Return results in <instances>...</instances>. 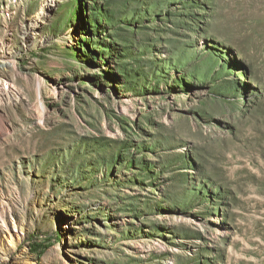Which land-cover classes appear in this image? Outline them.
<instances>
[{"label": "rangeland", "instance_id": "374dc122", "mask_svg": "<svg viewBox=\"0 0 264 264\" xmlns=\"http://www.w3.org/2000/svg\"><path fill=\"white\" fill-rule=\"evenodd\" d=\"M0 50V264H264V0H0Z\"/></svg>", "mask_w": 264, "mask_h": 264}, {"label": "bare ground", "instance_id": "6f19581e", "mask_svg": "<svg viewBox=\"0 0 264 264\" xmlns=\"http://www.w3.org/2000/svg\"><path fill=\"white\" fill-rule=\"evenodd\" d=\"M45 13L44 10L40 12V14ZM8 54L4 53L0 50V68L7 67L9 65V62H6L5 59H7ZM17 264V263H16Z\"/></svg>", "mask_w": 264, "mask_h": 264}, {"label": "trees", "instance_id": "16d2710c", "mask_svg": "<svg viewBox=\"0 0 264 264\" xmlns=\"http://www.w3.org/2000/svg\"><path fill=\"white\" fill-rule=\"evenodd\" d=\"M37 247H38V246H35L34 250H35V251H38V252H39V254H41V253H42V252H41L42 250H40V249H39V248H37ZM44 249H45V248H44ZM31 250H32V248H31Z\"/></svg>", "mask_w": 264, "mask_h": 264}]
</instances>
